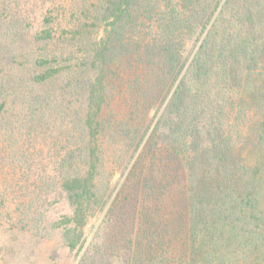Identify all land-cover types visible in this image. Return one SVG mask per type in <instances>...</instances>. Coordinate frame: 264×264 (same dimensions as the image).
I'll return each mask as SVG.
<instances>
[{"label":"trees","instance_id":"16d2710c","mask_svg":"<svg viewBox=\"0 0 264 264\" xmlns=\"http://www.w3.org/2000/svg\"><path fill=\"white\" fill-rule=\"evenodd\" d=\"M42 1L35 26L0 0V123L9 97L74 112L68 246L99 207L132 229L126 264H261L264 0Z\"/></svg>","mask_w":264,"mask_h":264},{"label":"rangeland","instance_id":"374dc122","mask_svg":"<svg viewBox=\"0 0 264 264\" xmlns=\"http://www.w3.org/2000/svg\"><path fill=\"white\" fill-rule=\"evenodd\" d=\"M16 3L21 5L17 7L20 19L28 17L35 26L41 23L46 9L42 0ZM58 21L64 24V15ZM22 76L25 86L32 76L27 72ZM53 98L55 104L63 105L58 95ZM7 101L13 106L2 110L7 112L0 123V264H126L132 229L127 223H106L99 207L83 226L84 242L79 249H71L65 240L66 230L74 233L73 226L78 229L74 219H69L74 201L63 188L66 170L62 161L63 147L69 142L67 121L74 119V112L65 108L54 111L53 101L42 113L26 108L17 97ZM154 113L152 108L148 122L152 117L155 120ZM120 169L110 176L113 195L122 180ZM110 172L107 168L104 176L109 177ZM255 256L264 264V246ZM141 258L142 262L144 256Z\"/></svg>","mask_w":264,"mask_h":264}]
</instances>
